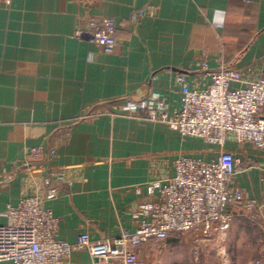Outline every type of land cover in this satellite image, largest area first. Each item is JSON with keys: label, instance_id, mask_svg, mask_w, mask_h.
I'll return each instance as SVG.
<instances>
[{"label": "crops", "instance_id": "obj_1", "mask_svg": "<svg viewBox=\"0 0 264 264\" xmlns=\"http://www.w3.org/2000/svg\"><path fill=\"white\" fill-rule=\"evenodd\" d=\"M147 8L145 18L134 24L132 16ZM102 18L116 22L117 45L111 52L74 37ZM204 62L213 70L234 67L249 80L264 78V0H13L0 5V226L9 205L38 196L60 220L61 241L73 244L84 232L94 241L134 232L137 187L174 177V163L182 156L207 161L218 156L204 140L149 119L156 96L170 113L180 110L179 74L192 87H204L193 84ZM129 101L145 108L126 111ZM87 113L98 116L72 124ZM34 149H41L37 158ZM226 150L251 162L232 185L259 204L258 223L247 221V226L264 239V152L234 141ZM54 187L58 193L52 196ZM244 223L235 217L226 237L214 240V264H250L262 257L258 249L256 256L234 250L242 241L258 242L244 236ZM69 262L95 260L87 251H76Z\"/></svg>", "mask_w": 264, "mask_h": 264}, {"label": "built area", "instance_id": "obj_2", "mask_svg": "<svg viewBox=\"0 0 264 264\" xmlns=\"http://www.w3.org/2000/svg\"><path fill=\"white\" fill-rule=\"evenodd\" d=\"M12 1L0 0V5L10 6ZM149 9L135 13L131 21L139 23ZM74 37L111 52L117 45L116 22L112 18L89 22ZM194 76L193 84H205L204 87H192L185 74L177 76L180 110L170 113L166 102L156 96L150 104L149 119L215 146L216 159L182 156L174 163V177L164 183L154 181L137 187L140 201L133 211L136 229L114 239L94 241L89 232H84L73 244L61 241L57 238L60 220L44 207L42 198L26 196L17 205H9L5 212L7 221L0 226V264H72L69 260L76 251H87L93 260H99L92 264L110 260L145 264L140 250L163 244L172 234L191 233L194 244L200 247L224 239L235 217H246L257 224L259 204L246 199L232 185L237 174L251 162L235 157L226 145L229 141L252 144L264 152V78L249 80L234 67L213 70L206 62ZM143 108L144 103L129 101L124 110ZM97 116L87 113L72 124ZM40 152L41 149L32 150L36 158ZM57 193V188L51 189L52 196ZM237 209L248 215L237 213ZM260 252L262 257L250 264H264V239Z\"/></svg>", "mask_w": 264, "mask_h": 264}, {"label": "rangeland", "instance_id": "obj_3", "mask_svg": "<svg viewBox=\"0 0 264 264\" xmlns=\"http://www.w3.org/2000/svg\"><path fill=\"white\" fill-rule=\"evenodd\" d=\"M240 214L247 216L248 214L240 212ZM246 225L241 228L246 229L245 237H256L258 242L250 245V240L246 243L241 242L234 250L237 252H244L250 256L259 254L256 249L260 251L263 242L261 231H256V227H248L247 218L243 217ZM248 223V224H247ZM180 237H172L163 244H151L144 249L141 258L145 264H214V240L204 243L198 247L194 244V237L191 233L180 234ZM259 236V237H257ZM255 252H257L255 254ZM247 256V255H246Z\"/></svg>", "mask_w": 264, "mask_h": 264}, {"label": "trees", "instance_id": "obj_4", "mask_svg": "<svg viewBox=\"0 0 264 264\" xmlns=\"http://www.w3.org/2000/svg\"><path fill=\"white\" fill-rule=\"evenodd\" d=\"M180 234H172L170 237H169V239L168 240H170L172 237H177V238H179L180 236H179Z\"/></svg>", "mask_w": 264, "mask_h": 264}, {"label": "water", "instance_id": "obj_5", "mask_svg": "<svg viewBox=\"0 0 264 264\" xmlns=\"http://www.w3.org/2000/svg\"><path fill=\"white\" fill-rule=\"evenodd\" d=\"M99 260L98 259H95V262H98Z\"/></svg>", "mask_w": 264, "mask_h": 264}]
</instances>
